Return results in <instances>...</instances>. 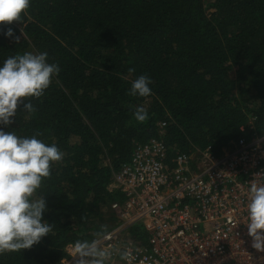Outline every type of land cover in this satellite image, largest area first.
Returning <instances> with one entry per match:
<instances>
[{"label": "trees", "instance_id": "trees-1", "mask_svg": "<svg viewBox=\"0 0 264 264\" xmlns=\"http://www.w3.org/2000/svg\"><path fill=\"white\" fill-rule=\"evenodd\" d=\"M9 27L18 43L3 35ZM26 51L47 52L59 74L27 98L35 111L19 103L0 127L39 133L64 156L33 194L45 196L52 232L0 264H60L68 244L117 224L111 204L125 196L113 175L137 144L161 138L171 167L178 154L218 156L264 134V0H31L22 20L0 23V64ZM142 74L151 94L132 97ZM138 106L143 122L133 116ZM128 236L147 241L141 226Z\"/></svg>", "mask_w": 264, "mask_h": 264}, {"label": "built area", "instance_id": "built-area-1", "mask_svg": "<svg viewBox=\"0 0 264 264\" xmlns=\"http://www.w3.org/2000/svg\"><path fill=\"white\" fill-rule=\"evenodd\" d=\"M164 159L162 139H153L137 144L114 173L125 200L111 204L118 222L99 241L112 253L107 264H264L246 225L249 185L264 183V134L241 137L218 156L178 154L171 167ZM135 225L146 243L129 239ZM73 249L66 246L60 264H77ZM123 250L128 261L120 259Z\"/></svg>", "mask_w": 264, "mask_h": 264}, {"label": "clouds", "instance_id": "clouds-1", "mask_svg": "<svg viewBox=\"0 0 264 264\" xmlns=\"http://www.w3.org/2000/svg\"><path fill=\"white\" fill-rule=\"evenodd\" d=\"M31 0H0V23L20 21L27 15ZM19 42L12 28L3 33ZM60 71L56 63L48 62L47 52H24L7 57L0 64V125L8 126L16 115L19 103L24 111H35L29 97L39 98ZM129 73L135 71L128 69ZM151 78L140 75L131 82L128 94L147 97L151 94ZM20 98H24L21 100ZM137 122L148 118L147 110L138 106L133 112ZM39 133L18 136L15 131L0 127V255L31 248L50 234L53 225L43 219L47 210L45 196L34 197L43 178L50 176V165L63 159L64 153L55 143H45ZM247 234L252 247L264 251V183L251 182L246 203ZM106 226L101 225L97 239L78 240L74 244L77 264H107L112 253L99 246L107 236ZM120 259L128 261L130 253L120 252Z\"/></svg>", "mask_w": 264, "mask_h": 264}]
</instances>
